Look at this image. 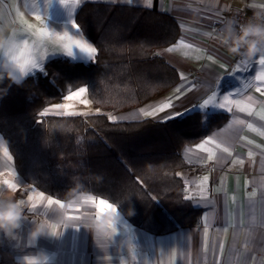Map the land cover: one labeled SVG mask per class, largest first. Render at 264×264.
<instances>
[{
  "label": "crops",
  "instance_id": "crops-1",
  "mask_svg": "<svg viewBox=\"0 0 264 264\" xmlns=\"http://www.w3.org/2000/svg\"><path fill=\"white\" fill-rule=\"evenodd\" d=\"M47 1L52 7V1ZM88 1L133 5L166 12L177 19L181 27V35L176 43L156 50L157 55L178 69L179 82L141 106L117 113L104 111L110 118H115L112 120H143L145 117L141 109L151 111L169 101L172 107L147 118L165 121L168 120L166 117L174 116L175 113L185 115L194 110L210 114L217 112L213 105L230 101L251 104L252 114L240 112L232 104V111L226 112L228 119L221 127L195 144H187L181 149L184 160L192 167L183 168L178 174L184 179L185 197L202 210L200 224L181 226L165 234H153L135 226L123 215L117 225L118 234L109 248L104 250L83 224L68 226L59 237L42 236L35 246L28 244L31 217L36 213L54 215L47 206L48 199L59 200L63 204L72 199L77 200L78 206L70 209L69 215L82 219L85 213L96 211L92 204L81 203L82 199L91 195L96 198L98 205V200L103 197L82 191L69 200H60L41 192L17 173L8 145L0 134V189L11 191L14 198L24 200L27 205V215L21 229L17 230V238L0 233V264H18V257L40 249L53 255L54 264H264V136L248 127L251 124L254 128L264 130V119L257 115L264 110V81H254V77L264 69L258 63L260 56L252 58L245 67L242 62L248 58L231 53L217 39L229 21L236 26L243 24L237 17L229 15L230 10H242L252 15L256 11L264 12V0H152L150 7L146 6V0H131V3L127 0H81L80 4L72 8V17L59 14L58 9L52 10L53 14L50 9L44 8L42 11L39 0H32L29 4H24L22 0H0V29L5 35H15L20 40L28 39L39 64H45L55 57L69 58L62 48L58 47V51L51 44L42 45L22 31L28 24H38L36 17L40 16L44 18L39 23L41 28L51 27L54 32L62 33L68 27L75 33L70 21L73 19L75 23L77 8ZM42 2L46 3V0ZM67 2L72 5L74 0ZM204 33L212 35L206 36ZM75 38L94 46L83 33ZM181 40L192 47L178 46ZM169 48L173 51H168ZM79 53L76 50L74 56ZM89 62L92 63L91 60ZM250 81H254L253 86L244 88L243 85ZM256 87H261V92H257ZM249 97L252 99L249 100ZM205 100L209 101L208 108L199 109L197 106ZM57 102L51 104L56 106ZM100 112L103 111L94 113ZM87 114L91 113L84 115ZM208 137L221 145V148L206 145L216 153L212 160L208 159L210 153L198 147ZM224 147L229 151L224 152ZM5 181L15 184L16 189H8ZM34 204L36 207L33 210ZM51 207L58 205L54 203ZM128 237L135 244L131 250L120 245V241Z\"/></svg>",
  "mask_w": 264,
  "mask_h": 264
},
{
  "label": "trees",
  "instance_id": "trees-1",
  "mask_svg": "<svg viewBox=\"0 0 264 264\" xmlns=\"http://www.w3.org/2000/svg\"><path fill=\"white\" fill-rule=\"evenodd\" d=\"M75 23L98 49L96 62L51 58L0 96V134L17 173L60 200L95 193L153 234L200 224L202 210L185 197L178 174L192 167L181 149L221 127L228 114L194 110L165 121H114L104 113L141 106L179 82L178 69L156 53L177 42L179 22L166 12L88 1L77 8ZM84 85L103 112L42 116Z\"/></svg>",
  "mask_w": 264,
  "mask_h": 264
},
{
  "label": "clouds",
  "instance_id": "clouds-1",
  "mask_svg": "<svg viewBox=\"0 0 264 264\" xmlns=\"http://www.w3.org/2000/svg\"><path fill=\"white\" fill-rule=\"evenodd\" d=\"M219 42L228 50L237 55L252 59L264 55V12L256 11L246 23L238 27L229 21L217 36ZM26 42L17 39L15 35H5L0 29V84L8 81L6 87L0 88V96L6 95L8 89L15 84L22 86L25 79L34 74L39 66H34L21 54ZM81 203H86L82 199ZM51 208L48 213H36L31 217L32 227L28 232V244L35 246L40 237H59L68 226L78 227L83 224L94 237L101 249L109 248L116 234L119 232L117 225L123 218L120 206L117 203H104L94 205V213H85L83 218H73L69 210L78 206L75 199L67 204ZM27 205L25 201L14 198L11 191L0 189V233L16 239L17 230L21 229L26 218ZM32 209L35 207L32 205ZM134 209H128V215H133ZM121 248L131 250L135 247L133 240L128 237L120 241ZM18 264H54L53 255L40 249L35 253L25 254L17 258Z\"/></svg>",
  "mask_w": 264,
  "mask_h": 264
},
{
  "label": "snow or ice",
  "instance_id": "snow-or-ice-1",
  "mask_svg": "<svg viewBox=\"0 0 264 264\" xmlns=\"http://www.w3.org/2000/svg\"><path fill=\"white\" fill-rule=\"evenodd\" d=\"M106 2H115V0H106ZM127 2L131 3V0H127ZM151 2H152V0H146V6L150 7ZM46 3H47V0H46ZM80 3H81V0H74V3L72 5H69L67 0H61V4L68 8L69 14L71 17H72V8L75 5L80 4ZM36 18L38 20L41 19L40 16H37ZM70 23H71V28L75 29V33H72L69 30L70 28H68V27H65L64 28L65 30L62 33L49 31L48 29L44 28V29L37 30V32L34 33V35L38 38V40L41 43L48 42V43L59 45L66 52V55H68V56H74L75 51L79 50V52L83 53L85 56H87V58L89 60H91L92 62H96L95 56L98 54V49L96 47L92 46L90 42H86L83 39H76L75 38L76 35H82L81 30L79 28V25L74 23L73 19H71ZM237 26H239V25H237ZM27 28H28V30H31L32 26L28 25ZM204 35L207 36V35H212V34L211 33H204ZM23 40L26 42V45H25V48L21 50V54L27 58L28 62H30L34 66H39V69L41 71H43V69L41 68V66L37 60V58L33 54V49H32V46H31L29 40L28 39H23ZM178 46H184L186 48L192 47L191 45H185L183 40H181L179 42ZM168 51H173V49L169 48ZM187 54L188 53H185V55H187ZM258 56H260L258 63L260 66H262V69H264V55H258ZM209 59H212V57H209ZM250 61H251V59L248 58V59H245L242 63L244 64L245 67H247V65L250 63ZM254 81H264V70H262L260 72V74H258L254 77ZM254 81H250L249 83L244 84L243 87L244 88L252 87ZM255 90L257 92H261V87H256ZM87 91H88L87 87H80L77 91H75V92L71 93L69 96H67L66 99H68V100H71L73 98L78 99L83 94H85ZM262 94H264V93H262ZM225 99H227V97ZM248 99L251 100L252 98L249 97ZM80 102L85 104V105H87L89 103V101L87 99L81 100ZM230 103L235 104L240 112H246L249 115L252 114V105L251 104L244 103L241 101H230ZM208 106H209V101L205 100L203 104L198 105L197 107L199 109H205V108H208ZM55 107L60 108V107H67V106L56 105ZM170 107H172L171 101H169L167 103H163L158 108H155L151 111H145L143 109H141L140 111H141L142 116L147 118V117H154L158 112H162L165 109H168ZM213 107H218V108L224 109L225 104H223V103L216 104V105H213ZM227 110L231 111V108L229 107V108H227ZM181 115H183V113H175L174 116H169V117H166L165 119H172L175 116H181ZM257 115H260V118L264 119V110H262L261 113H257ZM110 119H115V118H110ZM239 123H243V121H239ZM248 127L251 128L254 132H258L260 136H264V130L254 128L253 125H251V124H249ZM208 144L214 145L216 148H221V145L218 144L216 142V140L212 139V137H208L200 145H198V147L200 149H202L205 152L210 153L208 159H210V160L215 159L216 153L213 150V148L206 147V145H208ZM222 150L224 152L229 151V149L226 147L222 148ZM6 151L7 150H5V152ZM239 163H243V161H239ZM206 179H207V177H205V180ZM5 184H6L8 189H11L13 191L17 187L15 184L9 183L8 181H5ZM41 198H43V194H41ZM29 199H31V197H29ZM84 199H85L86 203L92 204L93 206L97 205L96 198L91 196V195L86 196ZM101 202L110 203L109 201H107L103 198H100L98 200V204ZM54 203L58 206L63 205V203L59 200H55V201L53 199L47 200V205H49V206L53 205ZM33 206L36 207L35 204Z\"/></svg>",
  "mask_w": 264,
  "mask_h": 264
},
{
  "label": "rangeland",
  "instance_id": "rangeland-1",
  "mask_svg": "<svg viewBox=\"0 0 264 264\" xmlns=\"http://www.w3.org/2000/svg\"><path fill=\"white\" fill-rule=\"evenodd\" d=\"M52 1V7L51 5L48 4V1L47 3H43L42 0H39L40 2V7H42V11L45 9H50V13H54L52 10H55V9H58L57 11L59 12V14H63V16H70L69 14V10L67 7L63 6L61 4V0H51ZM22 2L24 4H29L32 2V0H22ZM70 4V3H69ZM51 14V15H52ZM58 18V17H57ZM43 22L44 21V18H41L38 20V22ZM37 24V22H33V24H28V25H31L32 28L31 30H28L27 26L24 27L22 33L26 34V36H28V38H33V39H36L38 40V38L34 35V33L37 32V30L39 29H44V28H41L40 24ZM48 29L49 31H53L54 32V29L51 28V27H48L46 28ZM39 41V40H38ZM44 44H51L53 47L52 48H56L55 50H58L60 51V49H57L58 47L61 48L59 45L57 44H52V43H48V42H44L42 43V45ZM78 56H70L69 59L71 60H77V61H81V62H84V63H89V59L87 58V56H85L83 53H79L77 54ZM81 55H84V56H81ZM45 64H40L41 68L43 69ZM41 71L40 69H36L34 70V74H30V75H35L37 72ZM81 87H86L85 85L84 86H81ZM80 87H78L77 89L69 92L64 98H62L59 102L56 103V105H62V106H67V107H60V108H57L55 107V105H49L48 107H46V109H44L41 114L42 116H45V115H67V114H75V113H78V114H81V115H84L85 113H94L96 111H99L100 109L95 107L94 104L92 103V101H90V98H89V95H88V91L83 94L81 97H79L78 99L77 98H73L71 100H68L66 99L67 96H69L71 93L77 91ZM233 97H237V96H233ZM84 99H87L89 101V103L87 105L81 103L80 101L81 100H84ZM225 104V108L224 109H221V108H214L216 109L217 112H222L223 113H226V112H229L227 110V108H232L233 105L229 102V103H224ZM232 111V109H231ZM230 113V112H229Z\"/></svg>",
  "mask_w": 264,
  "mask_h": 264
},
{
  "label": "built area",
  "instance_id": "built-area-1",
  "mask_svg": "<svg viewBox=\"0 0 264 264\" xmlns=\"http://www.w3.org/2000/svg\"><path fill=\"white\" fill-rule=\"evenodd\" d=\"M228 13H229V15H230L231 17H232V16L237 17L240 23H246V22L248 21V19H249L250 17H252V14L247 13V12L242 11V10H239V11H237V10H232V11H231V10H230Z\"/></svg>",
  "mask_w": 264,
  "mask_h": 264
}]
</instances>
